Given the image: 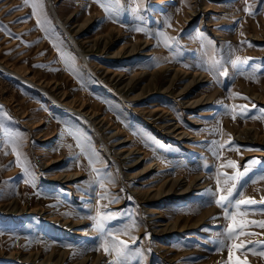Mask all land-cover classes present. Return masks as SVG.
Listing matches in <instances>:
<instances>
[{"label": "rangeland", "instance_id": "obj_1", "mask_svg": "<svg viewBox=\"0 0 264 264\" xmlns=\"http://www.w3.org/2000/svg\"><path fill=\"white\" fill-rule=\"evenodd\" d=\"M52 1L55 12L48 0L36 10L34 0H0V264H110L115 254L99 247L97 211L115 214L108 229L128 232L119 233L129 244L127 264H230L232 242L221 249L219 241L231 221L214 193L218 174L235 170L221 165L233 160L242 170L259 159L238 190L256 201L264 197L258 179L264 175V35L241 41L243 17L233 21L232 9L240 4L243 15L258 18L264 0H206L208 6L191 0L196 13L177 20L180 0L162 9L163 0H120L126 9L145 10L142 19L129 10L118 20L96 0ZM161 31L175 38L171 47L157 37ZM237 57L252 60L234 66ZM213 58L222 67L210 70ZM13 70L79 111L50 101ZM244 105L249 110L241 115ZM64 124L69 135L60 145ZM75 137L98 154L94 167L103 187L86 156L70 150ZM11 138H18L16 152ZM54 146L48 159L45 151ZM17 153L34 184L25 182ZM72 155L79 156L75 164ZM252 208L257 211L244 219L264 221V205ZM244 231L264 233L251 225ZM249 240L264 242V235L235 242ZM232 253L264 264L259 255Z\"/></svg>", "mask_w": 264, "mask_h": 264}, {"label": "snow or ice", "instance_id": "obj_2", "mask_svg": "<svg viewBox=\"0 0 264 264\" xmlns=\"http://www.w3.org/2000/svg\"><path fill=\"white\" fill-rule=\"evenodd\" d=\"M96 2L104 10L106 16L113 20H118L121 12L129 11V10L137 19H142V16L140 14L142 11L145 10L139 5H137L136 7H129L126 9L121 6L120 0H96ZM132 3H135V0H132ZM32 7L34 10L42 8V3L40 2V0H34ZM37 22L42 23V21H40L39 19ZM168 26L170 27L171 25L169 24ZM132 30L136 32L144 31V29L141 27H136ZM156 35L161 40V42L165 44L166 47H171V44L168 43L169 40H175V38L167 37L166 33H164L163 31L159 32ZM62 58L66 59V61H70L72 59L71 57H65L63 54H62ZM251 60H252L251 57L245 58L243 60L237 57L236 60L231 61V63L234 66L239 64H249ZM211 65L212 68L210 70H217L218 66L222 67L221 61L216 60L214 58L211 60ZM218 74L226 75L227 73L223 70H219ZM241 107H242V111L240 114L241 115L247 114L249 110L248 106L244 105ZM251 107L252 109H255L257 106L253 104ZM260 111H261V117H264V109H261ZM232 118L236 119V116L233 115ZM249 118L255 119L257 117L251 116ZM3 129H4V124L0 122V130ZM75 139H77L78 141L77 147L80 148L81 154L86 156L89 167L93 172L97 173L96 176L97 182H99L100 186L103 187L101 170L94 167L95 163L99 161L98 154L95 152L90 141H87L86 139L81 140L80 137H75ZM11 142L13 145V152H16V145L18 142V138H11ZM219 147L224 148L225 145H219ZM217 158H219V156ZM76 159L78 160L79 156H77ZM17 162L19 166L22 167L24 173L29 177V179L26 180L25 182L29 184H34L33 174L28 171V168L27 166H25V162L21 160L19 153H17ZM260 163L261 161L259 159L253 158L247 161L243 169L240 170L236 161L228 160L226 164L221 165V168H232L235 170L234 173L229 175L227 172H222L219 173L217 176V193H214V195L217 196V198L215 199V203L224 209L225 219L231 221L229 226L224 230L223 233L224 239L219 241V245L221 249H223L225 247H228V244L226 242L229 241L232 242L229 247V258H228L230 264H250L247 258L245 259H239L238 257L234 258L232 249H235L241 253H251L253 255H259L260 257H264V242L251 241V240L247 242L241 241L240 243L235 242L239 237L245 235H264V233H252V232L244 231L245 225H251L264 229V221H254V220L247 221L244 219L245 216L257 211L256 209L252 208L253 205L257 203L264 205V197H262L260 201H256L253 198L243 197L242 191L238 190V185L240 188L243 187V184L240 183L243 180V178L247 176V174L252 170L253 166L258 165ZM108 176L110 178V174H108ZM221 177L224 178L223 185L226 186V188L221 186ZM258 179L264 180V175H260ZM256 182L257 180H252V183H256ZM225 190H226V194H219V193H224ZM103 198L105 197H102V199ZM259 211L261 213H264V208L259 209ZM237 217H240V219H237ZM115 218H116L115 214L109 212H101V211H97V215L92 217L94 221V227L101 234V238H102V243L99 245V247L102 248L105 254L107 255H111L113 253L115 254L114 259L110 261V264H127V259L130 254L129 244L128 242L119 239V233L123 232V234L127 235L128 232L126 230H120V229L114 232L107 228L108 221ZM134 242H135V238H133V243ZM257 244L260 245L259 249L256 248ZM136 254L139 255V252H137Z\"/></svg>", "mask_w": 264, "mask_h": 264}, {"label": "bare ground", "instance_id": "obj_3", "mask_svg": "<svg viewBox=\"0 0 264 264\" xmlns=\"http://www.w3.org/2000/svg\"><path fill=\"white\" fill-rule=\"evenodd\" d=\"M49 1V5H50V7H51V10L53 11V12H55V6H54V3H53V1L52 0H48ZM175 2V0H163L162 1V4H161V9L162 8H167V7H174L172 4H170V3H172V2ZM176 1H178V0H176ZM191 0H180L179 1V5H178V8H176L175 10H176V20L177 19H180L182 16H190L189 14H188V12H190L191 14H195L196 12H195V10L192 8L193 7V5L191 6V2H190ZM204 1V4H205V6H208V2L206 1V0H203ZM242 1V0H241ZM193 4V3H192ZM248 4H250V3H248ZM235 8L233 7V12H232V20L234 21H237V18H235V17H243V20L240 22L241 23V25H240V28L238 29V31H237V34L238 35H240V36H242L241 38V41H244V42H246V40L245 39H247L248 37H249V39H252V38H255V39H258L259 37H261L262 35H264V13L263 14H261L260 16H258V18L256 17V18H254V19H250L249 18V16L248 15H243L242 13H241V10H243V6H241L240 4H236L235 3ZM189 9H188V8ZM192 8V9H191ZM172 10V9H171ZM54 14V13H53ZM162 18V14L161 13H158L157 12V20H159L160 21V19ZM189 18H191V17H189ZM56 19V18H55ZM249 21H251V22H249ZM60 26H64L63 24H60ZM64 28V27H63ZM66 30V29H65ZM221 30V29H220ZM222 32L220 31V33H222V35H224V37H226L227 38V36H228V34L230 33L229 32V30H226L225 28H222ZM67 31V30H66ZM261 39V38H260ZM248 40V39H247ZM240 41V42H241ZM225 42V40H223V43ZM75 44H76V42H75ZM192 44L193 45H197L198 47H199V52L200 53H204V47L201 45V43H197V41L196 40H194L193 42H192ZM242 48V47H241ZM239 49V48H238ZM237 50V49H236ZM236 52V51H235ZM242 59V58H241ZM196 63H200V62H196ZM87 64H88V67L92 70V68H91V65H90V63L87 61ZM203 73V72H202ZM206 73V72H205ZM13 74H15L16 76H18V77H22L24 80H28L29 82H31L32 84H34V85H36V86H38L40 89H42V91L44 92V94H46L47 96H48V98L50 99V101L52 100L53 102H55V103H57V104H60V105H63V106H65L66 108H68L69 110H71V111H74V112H77V111H79V109H76L75 107H73L72 105H70V104H68L67 102H64V101H61V100H59V99H57L53 94H51L50 92H49V90L45 87V86H42L40 83H37V82H35L33 79H31L30 77L28 78V77H26V76H23V75H21L20 73H18L17 71H14L13 70ZM48 106V104L46 103V104H44V110H46L45 112H46V116H48L50 119L52 118V115H51V113L50 112H48L47 111V106ZM84 105V104H83ZM39 109V108H38ZM91 112V111H90ZM89 112V113H90ZM45 114V113H44ZM53 119V118H52ZM55 121V120H54ZM54 124V126L56 127V124L55 123H53ZM91 124V123H90ZM59 127V126H58ZM94 128L95 129H97L95 126H94ZM59 129H60V132H61V134H59V135H61L60 136V139H59V141H60V145L61 144H64L65 145V140L67 139V137H68V129L66 128V126H65V124L64 125H61L60 127H59ZM186 132V131H185ZM98 133V132H97ZM185 134V133H184ZM101 138V137H100ZM103 140V139H102ZM104 142V141H103ZM68 144H70V143H68ZM105 145H106V143H105ZM57 147L58 146H54V147H49L46 151H45V153L47 154V158L49 159V157L51 156V155H53L54 154V152H56L57 151ZM69 147V146H68ZM70 150L72 151V152H75V155H78V154H80V150H78V148L76 147V146H74V145H71L70 146ZM75 155H72L71 157V159H73L74 158V160H73V163L75 164L76 163V157H75ZM110 155V154H109ZM53 156H55V154L53 155ZM59 156V155H58ZM113 156V155H112ZM76 159V160H75ZM52 160H57V157H54V159H51V160H49V161H52ZM71 161V160H70ZM74 166V165H73ZM90 169V168H89ZM62 173V172H61ZM72 174V173H71ZM75 175H77V174H75ZM27 177V176H26ZM67 177H70V176H67ZM65 180H67V179H65ZM160 212V211H159ZM162 214V213H161ZM161 245V244H160ZM162 246V245H161ZM165 246V245H164Z\"/></svg>", "mask_w": 264, "mask_h": 264}]
</instances>
